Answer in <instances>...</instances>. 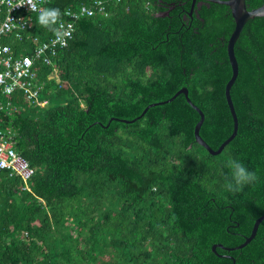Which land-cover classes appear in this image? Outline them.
<instances>
[{"label": "trees", "instance_id": "obj_1", "mask_svg": "<svg viewBox=\"0 0 264 264\" xmlns=\"http://www.w3.org/2000/svg\"><path fill=\"white\" fill-rule=\"evenodd\" d=\"M95 0H52L26 14L31 32H55L39 14ZM108 17L77 22L54 66L36 63L44 84L32 105L21 91L6 99L0 132L35 170L29 181L0 173V264H264V18L249 20L235 45L239 75L231 96L228 41L235 29L225 5L197 0H104ZM249 10L264 0H246ZM18 57L31 44L8 40ZM56 70L58 79H48ZM229 160L257 179L229 189Z\"/></svg>", "mask_w": 264, "mask_h": 264}, {"label": "built area", "instance_id": "obj_2", "mask_svg": "<svg viewBox=\"0 0 264 264\" xmlns=\"http://www.w3.org/2000/svg\"><path fill=\"white\" fill-rule=\"evenodd\" d=\"M51 1L0 0V112L14 108L12 101L6 98L17 91L23 93L28 103L45 107L48 102L40 101L44 84L38 78L36 63L42 61L46 66L53 67L58 51L66 48L73 39L78 21L97 15L108 17L110 14L107 11L108 3L104 0L69 9L65 13V20L58 24L55 36L41 41L30 34L32 27L26 14L39 12ZM8 40L28 41L32 46L27 45L17 57ZM55 73L57 75L56 70L48 79H53ZM3 172L11 177L20 176L26 182L35 174V170L16 151L12 138L0 132V173Z\"/></svg>", "mask_w": 264, "mask_h": 264}, {"label": "water", "instance_id": "obj_3", "mask_svg": "<svg viewBox=\"0 0 264 264\" xmlns=\"http://www.w3.org/2000/svg\"><path fill=\"white\" fill-rule=\"evenodd\" d=\"M204 1H210V2H214V3L220 4V5H225V6L229 7V9L231 10V13H232V17H233L234 22H235V29H234L233 33L231 34L230 39L228 41V58H229V62H230L231 68H232V77L229 80V82L227 83L226 89H225L226 100H227L230 112H231L233 120H234L233 134L220 146V148L218 150L212 149L207 144V142L200 136V131H201V128H202L204 121H205V114L203 113V111L201 109H199L190 100L189 91L187 88H182L181 90H179L175 94V96L168 101L160 102V103H154V104L149 105L138 118H136L132 121H126V120H122V121L125 123H133V122L137 121L138 119L142 118L148 112V110L150 108L158 106V105L170 103L173 100H175L179 95H184L186 97L187 102L190 104V106L193 109H195L201 117V120L197 123V125L195 127V131H194V135H195V139H196L197 143L199 145H201L202 147H204L211 155L217 156V155H220L224 151L226 146L229 145L235 139V137L238 134V130H239V120H238L237 113L235 110V106H234L232 96H231V89H232V87H233L234 83L236 82L238 75H239V64L237 61V57L235 55V45H236L238 39L240 38V35H241L245 25L247 24V22L249 20H252L255 18H264V3L262 6H260L258 8L249 10L247 7L246 0H204ZM196 2H197V0H193V2H192V9H191L190 15L193 14L194 8L196 6ZM263 221H264V215L256 220L251 235L245 239V242L243 244H241L237 247H234V248H227L223 244H215L212 247L213 252L217 253V249H219V248L223 249V250H227V251H237V250H241V249L245 248L257 236L259 227ZM234 264H236L235 260H234Z\"/></svg>", "mask_w": 264, "mask_h": 264}, {"label": "clouds", "instance_id": "obj_4", "mask_svg": "<svg viewBox=\"0 0 264 264\" xmlns=\"http://www.w3.org/2000/svg\"><path fill=\"white\" fill-rule=\"evenodd\" d=\"M60 16V9H47L39 14L38 22L50 31L55 32V25L59 22ZM228 166L231 169V177L227 185L229 189H242L257 179L255 172L250 171L244 164L237 160H229Z\"/></svg>", "mask_w": 264, "mask_h": 264}, {"label": "rangeland", "instance_id": "obj_5", "mask_svg": "<svg viewBox=\"0 0 264 264\" xmlns=\"http://www.w3.org/2000/svg\"><path fill=\"white\" fill-rule=\"evenodd\" d=\"M53 77H54L55 79H58L56 73L53 75ZM46 106H48V105H46ZM46 106H45V107H46Z\"/></svg>", "mask_w": 264, "mask_h": 264}, {"label": "crops", "instance_id": "obj_6", "mask_svg": "<svg viewBox=\"0 0 264 264\" xmlns=\"http://www.w3.org/2000/svg\"><path fill=\"white\" fill-rule=\"evenodd\" d=\"M44 101H47V100H43V102H44ZM47 102H48V101H47ZM47 105H48V104H47Z\"/></svg>", "mask_w": 264, "mask_h": 264}, {"label": "flooded vegetation", "instance_id": "obj_7", "mask_svg": "<svg viewBox=\"0 0 264 264\" xmlns=\"http://www.w3.org/2000/svg\"><path fill=\"white\" fill-rule=\"evenodd\" d=\"M204 1V0H203ZM206 2H210V1H206ZM197 3V2H196Z\"/></svg>", "mask_w": 264, "mask_h": 264}]
</instances>
